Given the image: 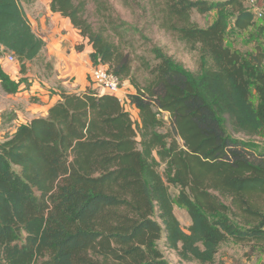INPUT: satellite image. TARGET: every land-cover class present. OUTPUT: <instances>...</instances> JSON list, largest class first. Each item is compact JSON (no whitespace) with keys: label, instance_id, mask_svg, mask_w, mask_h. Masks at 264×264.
<instances>
[{"label":"trees","instance_id":"16d2710c","mask_svg":"<svg viewBox=\"0 0 264 264\" xmlns=\"http://www.w3.org/2000/svg\"><path fill=\"white\" fill-rule=\"evenodd\" d=\"M49 1L88 39L92 66L109 65L136 92L122 102L61 87L46 116L0 142V264H171L163 237L182 260L202 264L230 240L264 245V150L253 140L264 133V50L234 48L251 27L248 39L258 40L264 24L245 0H167L162 27L198 51L199 67L154 47L144 84L118 26L96 28L88 0ZM193 11L217 14L202 27ZM6 51L22 77L0 64V84L18 95L30 87L29 63L47 51L19 0H0V57ZM175 208L189 214L187 231Z\"/></svg>","mask_w":264,"mask_h":264},{"label":"rangeland","instance_id":"374dc122","mask_svg":"<svg viewBox=\"0 0 264 264\" xmlns=\"http://www.w3.org/2000/svg\"><path fill=\"white\" fill-rule=\"evenodd\" d=\"M19 2L26 13L34 17L37 12H45L50 1L19 0ZM166 10L167 0H88L87 16L96 28L104 26L111 32L112 27H119V30L122 31L124 35L123 42L126 50L130 53L133 60L134 78L137 79L140 84H144L150 78V71L157 62L153 52L154 47L162 48L164 52L172 55L177 61L182 62L185 67L192 71H197L199 67L198 51L189 50L172 32L162 27V24L166 22ZM216 14V11L208 14H199L197 11H193L192 19L200 26L206 27L214 21ZM40 29L41 28L37 26L35 32L38 34ZM116 40L118 39L116 38ZM236 45H238V42ZM75 61L77 62L78 60ZM75 61L73 60L76 64ZM79 63L83 64L84 62L81 60ZM28 67L29 78L28 76L27 78L28 80H32L29 81V83L32 85L31 90H33V93L29 91V93L26 92L27 94L17 96V101L25 100L27 103H31L33 98H36V100L42 99L36 95L40 94L41 89L45 90L47 94L55 93L54 88H61L59 82H61V80L63 82L60 75L63 73L70 74L68 71L64 72L61 70L66 67L68 68V61L64 60L63 64L59 66L56 60L51 54L49 55L47 51L44 52L40 58L29 63ZM78 72L79 71L76 69L74 73L64 78L72 85V87H67V90L71 92H84L86 90L100 92V89L95 86L96 84L90 77H87L88 83L86 89H84L83 86L82 89H80L78 86L79 81H76L74 85L71 84L74 83L76 75L79 74ZM72 75L73 77H71ZM124 82V88L127 92H136V89L129 81L126 80ZM6 97L8 96L5 95L0 86V104L6 106L4 107L6 109L4 113L7 114L5 120H8L6 123L8 127L12 120L18 119V116H20L19 121L22 122V119L25 117L23 113L25 112H17L14 108H11L10 104H14V102L17 101L11 96L8 100ZM37 108L35 112L30 111L32 113L30 117L42 113V110L39 109V107ZM127 108L136 118V110L129 105H127ZM161 117L164 120V126L161 130L167 132L171 129L169 114L163 113ZM25 120H29V116ZM253 140L258 144V150L262 152L264 150V133L254 137ZM163 171L164 167L161 168V172ZM178 190V187H170V191L173 194L177 193ZM258 201L261 202L262 197L259 198ZM237 210H240V208H237ZM175 213L182 228L187 231L191 224L189 214L186 210L181 208H175ZM253 245H255L253 242L236 243L231 240L227 241L221 245L215 262L210 264H264V262H262L264 261V245L252 247ZM159 246L171 264H202L197 261L182 260L174 249H170L166 246L165 237L159 241Z\"/></svg>","mask_w":264,"mask_h":264},{"label":"crops","instance_id":"0c3cea01","mask_svg":"<svg viewBox=\"0 0 264 264\" xmlns=\"http://www.w3.org/2000/svg\"><path fill=\"white\" fill-rule=\"evenodd\" d=\"M260 8L264 10V4H259ZM29 20L31 21V24L33 26V29L37 26H39L41 29L38 32L40 36H42L46 42H47V53L56 60L57 65L61 66L63 64L64 60L68 61V68L66 67L65 69H61L62 71L66 72L68 71L70 74L74 73L77 69L79 71L76 75V81H79V87L82 89V86L84 89L87 87V77H89L91 71H92V64L90 62L89 55L92 51V46L88 43V39H84L77 29H75L72 24L69 22V19L63 17L59 13H54L51 11L50 6L48 5L45 12H37L34 17L31 15L27 14ZM255 20L257 21L258 25L264 24V19L258 18L255 16ZM256 28L251 27L250 29L244 31L241 33L237 40L234 42V48L242 50V51H247V50H254L255 46L257 44H260L264 50V32L263 35L259 37L258 40L252 39L249 40L248 36L252 33L255 32ZM238 42V45H236ZM84 44V49L83 51L79 52L77 51V45L79 44ZM73 60H78L76 64L73 62ZM83 61L84 63H79V61ZM4 70L15 80H18L21 77L20 74V64L19 63H11V62H0ZM79 64V65H77ZM82 65V66H81ZM20 74V77L18 78V75ZM70 74H61L60 78L63 79V82H59L60 87H64L67 89V87H72L66 81L64 78L68 77ZM74 75V74H73ZM73 75L71 77H73ZM28 76V73H27ZM63 77V78H62ZM29 78V76H28ZM32 81V80H29ZM1 86V84H0ZM25 85L23 84L21 86V89H24ZM2 88V87H1ZM32 85L30 84L29 89H24L22 93L18 95H12V94H6L8 97L6 99H10L9 97H13L15 101H17V96H22L24 94L33 93V90H31ZM3 90V89H2ZM55 93L47 94L45 90L41 89L40 94H36L42 99L36 100V98H33L32 102H26L25 100L17 101L14 102V104H10L11 108H14L15 111H21L25 112L23 115L25 116L22 119V122L19 121L18 119L12 120L11 123H9V126L7 127V122L8 120H5L7 117L4 116V112L6 109L5 105L0 104V142L4 140V138L8 134H12L20 123H26L29 120L36 118V117H41V116H46L48 114L49 108L59 100L60 96L58 94L59 89L54 88ZM27 92V93H26ZM48 92V91H47ZM12 103V102H11ZM9 105V106H10ZM42 110V113L40 115H30L32 114L30 111H34L36 109ZM27 108V109H26ZM23 109V110H22ZM6 114V113H5ZM167 114V113H166ZM22 115V114H21ZM29 116V120H25ZM264 262V261H262ZM250 264V263H248Z\"/></svg>","mask_w":264,"mask_h":264},{"label":"built area","instance_id":"2783aa9c","mask_svg":"<svg viewBox=\"0 0 264 264\" xmlns=\"http://www.w3.org/2000/svg\"><path fill=\"white\" fill-rule=\"evenodd\" d=\"M245 2L256 17H264V10L260 8L258 0H245ZM0 62L19 63L16 56L9 51L3 52ZM90 78L96 84L95 86L100 89V92L118 96L122 102H125L126 95L130 93L124 88L125 82L110 69L109 65L101 64L93 67Z\"/></svg>","mask_w":264,"mask_h":264}]
</instances>
